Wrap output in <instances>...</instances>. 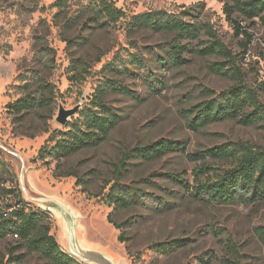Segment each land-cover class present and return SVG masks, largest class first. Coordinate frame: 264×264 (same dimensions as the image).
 I'll return each mask as SVG.
<instances>
[{"label":"rangeland","instance_id":"rangeland-1","mask_svg":"<svg viewBox=\"0 0 264 264\" xmlns=\"http://www.w3.org/2000/svg\"><path fill=\"white\" fill-rule=\"evenodd\" d=\"M57 1L0 0V155L11 166L27 206L51 213L52 234L68 254L69 239L63 224L46 207L44 199L57 201L74 213L84 248L105 251L117 264H224V259L231 258L225 244L228 240L238 245L242 264H264V245L256 233L258 228H264V202L245 206L208 205L198 201L191 191L168 177L180 174L191 186L195 185L194 171L199 165L183 153H173L155 162H132L124 183L149 195L142 204L116 212L104 198L108 193L105 181L113 179L114 165L128 147L161 139L180 142L189 153L229 141L264 145L263 129L246 127L236 121L213 124L200 132L187 127L182 110L209 100L206 90L222 92L235 84L231 77L216 74L210 68L224 59L189 52L185 56L186 66L165 69L158 60L160 56L168 58L172 36L141 31L130 38L121 23L109 29H87L82 24L70 29L67 15L77 17L84 1L74 0L64 12L53 6ZM112 1L128 15L158 10L177 15L187 12L188 21L210 25L224 44L241 58L247 84L258 86L264 82V26L259 19L247 21L235 14L234 19L241 28L238 35L225 14L230 0ZM66 40L79 44L70 48ZM208 42L209 37L203 33L199 40L185 43L190 50H197ZM46 49L51 50L49 58L54 59L50 70L36 59L38 56L46 59ZM135 56L147 67L140 69L133 64ZM75 61L85 63L88 72L72 80L77 75L72 68ZM110 64H116L120 73H110L105 68ZM32 71H39L57 91L51 133L35 139L19 137L21 130L12 124V118L6 113V106L20 97L13 88L19 84L18 76L31 75ZM149 71L157 75L158 81L150 79ZM103 78L129 86L142 101L109 94L107 102L122 117L120 124L102 146L62 161L59 173H75L77 177H57V163L46 164L39 151L53 131L66 127L56 122L60 106L79 109L68 123L74 122L92 102ZM261 101L264 103V93ZM35 118L36 129L41 118ZM211 163L217 169L232 166L230 162ZM82 182L87 185L83 186ZM110 215L115 223L128 219L134 222L126 232V242L120 241L121 231L109 222ZM177 238L189 240L190 246L169 255L153 250L154 244ZM15 239L0 241V253H6ZM26 264L45 262L31 255Z\"/></svg>","mask_w":264,"mask_h":264},{"label":"trees","instance_id":"trees-1","mask_svg":"<svg viewBox=\"0 0 264 264\" xmlns=\"http://www.w3.org/2000/svg\"><path fill=\"white\" fill-rule=\"evenodd\" d=\"M73 1L58 0L53 6L64 12L65 9L68 11ZM83 1L77 17H69L67 13L68 28L82 24L87 29H109L121 23L130 38L141 31L172 36L167 50L169 59L160 56L158 60L165 69H168V66L175 68L186 66L188 60L185 56L189 52L200 57L218 55L224 59L222 63H214L210 68L216 74L231 77L235 84L222 92L206 90L209 100L182 110L188 129L200 132L213 124L236 121L246 127L257 126L264 130V103L261 101L264 82L258 86L247 84L240 63L241 58L224 44L210 25L188 21L187 12L184 15H177L158 10L128 15L112 0H81ZM230 2L231 4L225 6V14L234 24L238 35L241 28L239 22L234 19L235 14H239L247 21L259 19L264 26V0ZM203 33L209 37V42L201 49L190 50L185 42L199 40ZM66 42L70 48L79 44L76 41ZM46 52V59L40 56L36 59L45 69L50 70L52 69L50 64L54 63V59L49 58L50 49H46ZM133 64L140 69L147 67L142 59L136 56L133 58ZM72 68L77 73L72 80L88 72L86 64L80 61H75ZM105 68L110 73H120L116 64L107 65ZM148 73L150 79L158 81L156 74L150 71ZM30 74L18 76L19 84L13 85V88L20 97L6 106V113L12 118V124L21 130L18 132L19 137L35 139L51 133L50 121L56 108L57 91L55 85L48 82L39 71H32ZM100 82L92 102L84 107L79 117L68 123L64 130L53 131L39 151V156L46 164L57 163V177H77L75 173H59L62 161L84 150L102 146L120 124L122 117L107 102L109 94H120L137 102L142 101L136 91L118 80L103 78ZM151 87L154 88L153 85ZM36 116L41 118V122H37L35 129ZM173 153H183L188 160L199 165L194 171V186L187 183L180 174L168 176L173 182L191 191L198 201L208 205L245 206L264 202V145L248 141H229L196 153H189L184 144L161 139L124 150L120 161L114 165L113 179L105 181V188L108 189L104 197L106 203L114 206L116 212L130 210L142 204L149 195L138 187L124 183L132 162H155ZM211 161L230 162L232 166L217 169ZM82 185L86 186L87 182H82ZM109 222L121 231L120 241L126 242V232L133 227L134 222L128 219L115 223L112 221V215L109 216ZM52 228L51 213L27 206L11 166L0 159V241L17 236L10 242L6 253H0V264H26L31 255L38 256L45 264H82L62 250L52 234ZM256 233L264 245V228H258ZM225 244L231 258L224 259V264H242L243 256L238 245L231 240ZM189 246V240L177 238L156 243L153 250L160 255H169Z\"/></svg>","mask_w":264,"mask_h":264},{"label":"water","instance_id":"water-1","mask_svg":"<svg viewBox=\"0 0 264 264\" xmlns=\"http://www.w3.org/2000/svg\"><path fill=\"white\" fill-rule=\"evenodd\" d=\"M78 110V108L68 110L61 105L58 111L56 122L59 125L65 127L68 124L70 118L74 117L77 114ZM43 202L45 204L53 203V206L62 207V209L66 212L68 224L70 225L69 255L71 257L78 260L82 264H117L116 261L107 252L101 250L87 249L82 246L78 236L76 216L66 206L54 200L44 199Z\"/></svg>","mask_w":264,"mask_h":264},{"label":"bare ground","instance_id":"bare-ground-1","mask_svg":"<svg viewBox=\"0 0 264 264\" xmlns=\"http://www.w3.org/2000/svg\"><path fill=\"white\" fill-rule=\"evenodd\" d=\"M45 205L46 207H48V209H50L54 213L57 219L63 224L64 232L67 235V238L69 239L70 225L68 224L66 212L62 209V207H57L50 204H45Z\"/></svg>","mask_w":264,"mask_h":264},{"label":"built area","instance_id":"built-area-1","mask_svg":"<svg viewBox=\"0 0 264 264\" xmlns=\"http://www.w3.org/2000/svg\"><path fill=\"white\" fill-rule=\"evenodd\" d=\"M0 159H1V155H0ZM17 237V236H16Z\"/></svg>","mask_w":264,"mask_h":264}]
</instances>
